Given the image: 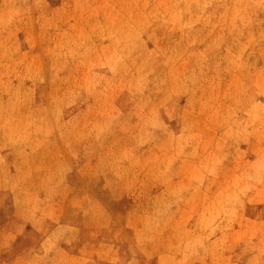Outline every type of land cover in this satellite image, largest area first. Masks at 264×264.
<instances>
[{
    "label": "rangeland",
    "instance_id": "rangeland-1",
    "mask_svg": "<svg viewBox=\"0 0 264 264\" xmlns=\"http://www.w3.org/2000/svg\"><path fill=\"white\" fill-rule=\"evenodd\" d=\"M0 264H264V0H0Z\"/></svg>",
    "mask_w": 264,
    "mask_h": 264
},
{
    "label": "bare ground",
    "instance_id": "bare-ground-1",
    "mask_svg": "<svg viewBox=\"0 0 264 264\" xmlns=\"http://www.w3.org/2000/svg\"><path fill=\"white\" fill-rule=\"evenodd\" d=\"M127 47H130V48H134L135 47V44H126ZM129 50H132V49H129Z\"/></svg>",
    "mask_w": 264,
    "mask_h": 264
}]
</instances>
